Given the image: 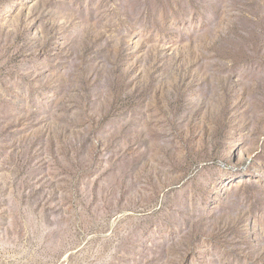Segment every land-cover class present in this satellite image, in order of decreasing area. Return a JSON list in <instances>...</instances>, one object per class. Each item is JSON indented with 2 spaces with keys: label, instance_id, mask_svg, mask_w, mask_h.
<instances>
[{
  "label": "rangeland",
  "instance_id": "374dc122",
  "mask_svg": "<svg viewBox=\"0 0 264 264\" xmlns=\"http://www.w3.org/2000/svg\"><path fill=\"white\" fill-rule=\"evenodd\" d=\"M0 264H264V0H0Z\"/></svg>",
  "mask_w": 264,
  "mask_h": 264
}]
</instances>
